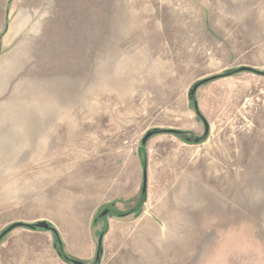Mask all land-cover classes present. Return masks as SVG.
<instances>
[{
    "label": "rangeland",
    "instance_id": "1",
    "mask_svg": "<svg viewBox=\"0 0 264 264\" xmlns=\"http://www.w3.org/2000/svg\"><path fill=\"white\" fill-rule=\"evenodd\" d=\"M242 68L264 73V0H0V248L47 222L79 261L55 225L72 204L58 196L64 174L129 152L142 165L141 141L158 129L185 136L145 145L147 203L132 213L140 192L96 218L154 216L166 240L156 260L142 247L119 251L121 263L264 264V76ZM36 232L48 264L60 258L54 233ZM99 249V264H116L101 245L84 264Z\"/></svg>",
    "mask_w": 264,
    "mask_h": 264
},
{
    "label": "crops",
    "instance_id": "2",
    "mask_svg": "<svg viewBox=\"0 0 264 264\" xmlns=\"http://www.w3.org/2000/svg\"><path fill=\"white\" fill-rule=\"evenodd\" d=\"M102 167L97 166L96 168L94 164L89 162L85 165L81 174L77 171L71 174L70 177L64 174L65 178L62 180V186L60 185L62 194L58 192V196L61 197L62 201L63 197L66 199L70 197L72 204L60 203L61 206L66 208L62 209L61 222L55 225L60 231L66 251L71 257L85 263L94 258L97 246L101 245L105 255L107 252L109 254V252L114 251L116 264H123L121 260L125 253L120 254L119 251H133L136 249L138 251L143 247V250L139 251L145 256L143 258L156 260L163 228L160 227L154 216L145 215V218L141 217L136 220L134 226L123 222V219L127 217H118L116 214L108 216L110 218L107 217L105 220L96 218L106 205L123 202L127 198L136 199L138 193L141 192L142 194L144 172L139 155L129 152L122 163H107L103 164ZM78 176L82 177L81 183L78 182L76 186L69 188L65 185V179L71 180L73 177L77 178ZM146 177L148 178V175ZM147 192L146 203L148 201ZM74 196L79 200L82 199V202L86 201L80 205L85 211H88L86 218L79 216L76 206H73L75 203L77 204V201L72 199ZM119 204L118 206L115 205L114 210L125 212L126 207H120ZM81 219L85 221L83 222ZM107 224L108 231L101 239L102 230L105 229ZM122 235L125 238L123 244L120 242ZM46 240L47 236L42 232L21 230L17 245L13 244V247L9 249L4 248L2 250L0 248V264H48L45 259L47 253ZM165 240V238L162 239V241ZM126 241L132 244L130 249L126 247L128 243ZM26 252L27 255L24 257L23 254H26ZM127 256L128 254H126V259ZM51 259L53 261L49 264H66L58 257ZM105 261L104 257L101 263L104 264Z\"/></svg>",
    "mask_w": 264,
    "mask_h": 264
},
{
    "label": "water",
    "instance_id": "3",
    "mask_svg": "<svg viewBox=\"0 0 264 264\" xmlns=\"http://www.w3.org/2000/svg\"><path fill=\"white\" fill-rule=\"evenodd\" d=\"M240 72H253V73H256V74H258V75H263V76H264V73H261V72H254V70H252L251 68H242V69L240 70ZM207 80H208V79H205V80L199 82L198 84H196V85L192 88V90H191V92H190V94H189V98H190V100H194V98H195V94H196L198 88H199L200 86L204 85L205 82H206ZM194 105H195V108H196L197 110H199V109H198V105H197V103H196L195 101H194ZM163 133H164V134H176V135H177V134L180 133V132L173 131V130H165V131H160V130H158V129L151 130V131H149V132L143 137V139H142V141H141V146H145V145L147 144V142H148L153 136H155V135H159V134H163ZM207 135H208V128H207L206 136H207ZM187 140H188V142L191 141L190 139H187ZM194 142H195V144H201V143L204 142V140H203L202 138H198V139H196ZM146 175H147V171L144 172V184H143V189H142V195L145 196V199H146V192H147V177H146ZM109 213H110V210H109V209H105V210L100 214L99 217H100V218H104V217L108 216ZM23 225H24V224H19V225H17L16 227H22ZM25 226L30 227V228H34V227H35L36 229L44 230V231H52V228L50 227L49 223H47V222H39V223H36V224H34V225H25ZM73 264H84V263L79 262V261H73Z\"/></svg>",
    "mask_w": 264,
    "mask_h": 264
},
{
    "label": "trees",
    "instance_id": "4",
    "mask_svg": "<svg viewBox=\"0 0 264 264\" xmlns=\"http://www.w3.org/2000/svg\"><path fill=\"white\" fill-rule=\"evenodd\" d=\"M214 79H217V78H213V79L211 78V79H208V80L205 82V84H207V83L213 81ZM193 106H194V110H195V112H196V114H197L198 119L201 120V121H204L203 116H201L199 110H197V109L195 108L194 103H193ZM177 135L183 137V136H185V133L180 132V133H178ZM186 140H187V139H186ZM203 140H204V139H203ZM140 156H141V160H142L143 170H144V172H145V171H147V157H146V153H145V146H142V148L140 149ZM141 200H142V201H141L139 207H138L137 209L133 210L132 213H139V211L141 210L142 205H143V203H144V201H145V196L142 195V199H141ZM128 215H129L128 213H125V214L123 213V214H120L119 216H120V217H126V216H128ZM26 227H27V226H26ZM27 228H29V227H27ZM29 229L36 230V231L39 230V229H36V228H29ZM52 232H53L54 235H55V244H54V247H55V250H56L58 256L60 257V259H61L63 262H65V263H67V264H73V260H71L70 258H68V256L65 254V252H64V250H63V244H62V241H61V239H60L58 233L56 232V230H55L53 227H52ZM101 256H102V251H101V249H99V253H98L97 259H96V261H95L93 264H99V263H100V260H101Z\"/></svg>",
    "mask_w": 264,
    "mask_h": 264
}]
</instances>
